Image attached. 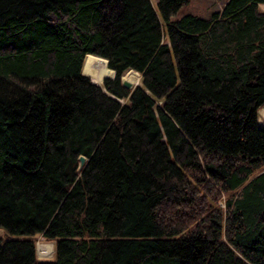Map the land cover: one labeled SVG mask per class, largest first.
Here are the masks:
<instances>
[{
	"label": "trees",
	"instance_id": "obj_1",
	"mask_svg": "<svg viewBox=\"0 0 264 264\" xmlns=\"http://www.w3.org/2000/svg\"><path fill=\"white\" fill-rule=\"evenodd\" d=\"M185 1L0 0V264H264V0Z\"/></svg>",
	"mask_w": 264,
	"mask_h": 264
},
{
	"label": "rangeland",
	"instance_id": "obj_2",
	"mask_svg": "<svg viewBox=\"0 0 264 264\" xmlns=\"http://www.w3.org/2000/svg\"><path fill=\"white\" fill-rule=\"evenodd\" d=\"M150 1H151L152 5H154V0H150ZM224 1L225 0H186L185 3H183V5H181L179 7V9L175 13V15L172 17V19H176V18H178L184 14H192V15H195L198 17H207L211 12L216 11V10H220ZM259 9L264 10V5H259ZM82 64H83V62H82ZM80 72L82 75L86 76L91 83H93L97 86H100L101 89H102V84H101L102 80L104 78H111V76H112V74H111L112 72H110L109 75L103 76L99 80L100 81L99 82L97 80L92 79V77H90L89 75L84 74L82 72V65H81V71ZM126 72L127 71H125L122 74L120 79H124L123 76ZM136 75H137L136 84L131 83L129 81L131 83V89L135 86H140V80H139L138 73H136ZM108 96H111V95L108 94ZM111 98L113 99L114 97L111 96ZM114 99L119 104L125 103L124 99H116V98H114ZM259 110L260 109H258L256 111V125L262 129H264V117H263V115L259 114ZM219 204L221 205V202H219ZM3 235H4L3 231L0 230V237H3ZM33 238L35 240V257L37 258V260H50V259H52L53 243L51 241H47V240L43 239V237L41 235H35V236H33ZM37 244L41 245L40 250H38Z\"/></svg>",
	"mask_w": 264,
	"mask_h": 264
},
{
	"label": "bare ground",
	"instance_id": "obj_3",
	"mask_svg": "<svg viewBox=\"0 0 264 264\" xmlns=\"http://www.w3.org/2000/svg\"><path fill=\"white\" fill-rule=\"evenodd\" d=\"M82 72L97 81H99L103 76L109 75L110 73V71L105 66V60L103 58L90 54H87L84 58ZM123 78L130 81L131 83L136 84L137 75L135 71L127 70ZM259 114L263 115L264 117V106L260 108ZM37 248L40 250L41 245L37 244Z\"/></svg>",
	"mask_w": 264,
	"mask_h": 264
},
{
	"label": "water",
	"instance_id": "obj_4",
	"mask_svg": "<svg viewBox=\"0 0 264 264\" xmlns=\"http://www.w3.org/2000/svg\"><path fill=\"white\" fill-rule=\"evenodd\" d=\"M84 60V59H83ZM105 60V59H104ZM83 62V61H82ZM105 65H106V60H105ZM109 70V69H108ZM81 71V70H80ZM110 72H112L111 74H112V76H111V78L113 77V71L112 70H109ZM120 83H121V85L124 87V88H126V89H131V83L129 82V81H127V80H125V79H120ZM101 91L104 93V94H106L107 96H108V94L103 90V89H101ZM110 98H111V96H109ZM114 99V98H113ZM115 100V99H114ZM260 128V127H259ZM78 167H81L82 165H83V163H84V161H85V158L83 157V156H79L78 157Z\"/></svg>",
	"mask_w": 264,
	"mask_h": 264
}]
</instances>
